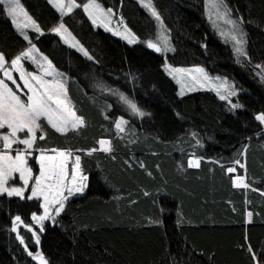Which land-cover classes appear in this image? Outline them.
Masks as SVG:
<instances>
[{"label": "trees", "instance_id": "1", "mask_svg": "<svg viewBox=\"0 0 264 264\" xmlns=\"http://www.w3.org/2000/svg\"><path fill=\"white\" fill-rule=\"evenodd\" d=\"M19 1L41 30L30 33L32 41L66 76L85 121L67 134L46 127L34 147L77 152L87 179L84 192L43 223L39 243L24 226V245L12 230L17 216L31 224L39 199L0 194V264H38L29 251L48 264H264V122L256 119L264 113V78L252 67L264 64V0H224L242 20L248 61L235 59L215 32L205 0H151L171 45L164 56L146 45L158 23L137 0H97L124 20L138 38L133 44L96 27L85 0L64 15L48 0ZM59 20L91 59L50 31ZM25 46L0 1V53L8 63ZM164 58L231 79L240 107L211 89L178 94ZM118 117L126 119L121 134ZM100 138L109 139L110 152L98 148ZM34 154L28 163L36 173ZM190 157L199 167H189ZM237 175L247 187L233 184Z\"/></svg>", "mask_w": 264, "mask_h": 264}, {"label": "snow or ice", "instance_id": "2", "mask_svg": "<svg viewBox=\"0 0 264 264\" xmlns=\"http://www.w3.org/2000/svg\"><path fill=\"white\" fill-rule=\"evenodd\" d=\"M7 2V15L11 17L13 25L24 35V39L28 40L29 37L24 34V30L28 28H34L36 32H40V27L33 20L28 13L23 9L19 0H6ZM52 2V0H50ZM55 6L61 13H64V4L62 0H56ZM73 2L67 5L68 11L70 12L73 7H78ZM151 7V5H147ZM215 7V3H213ZM84 11L87 12L92 18L93 24L96 23V15L108 16L113 15L112 10L108 9L107 12L101 8L99 4L95 3V0H89L88 4L84 5ZM152 15L156 17L157 20L160 19L158 13L153 8ZM24 17V23L20 22V17ZM229 23H234L233 21H228ZM61 30L66 31L65 26L61 23L57 28L52 29L57 33H61ZM120 35L119 32L116 33ZM125 38L128 43H135V38H130V34L126 35ZM238 45H242L243 41L237 39L235 36L232 37ZM67 43V40L65 41ZM76 47L75 44L72 45ZM148 47L154 48L157 52L161 51V48L151 41L148 42ZM84 51L83 48L80 49ZM35 51V47L29 48L26 52H22L15 59L11 61L13 68H16L21 73V79H24L25 73L22 66L20 65L21 58L33 59L32 53ZM236 51L238 53H243L242 47H237ZM84 55L88 56L87 51H84ZM92 57L89 56V59ZM47 60L46 57H44ZM5 57L0 53V69H5ZM48 67L51 69V62H48ZM180 71V70H178ZM197 72H203V69H196ZM46 75H53L51 71L45 70ZM5 75L8 80H13L12 75L5 69ZM56 75H59L58 73ZM30 80L34 83H30L28 79L24 80L25 86L31 92V95L27 97V102L20 99V97L12 91L11 88L4 82L0 80V130L7 129L6 134H0V194L6 193L8 196H18L24 198V192L29 184L30 180L34 179V183L31 185V195L27 199L31 200L33 198H43V204L41 207L44 210V214L37 216L35 213L32 215V219L40 224V231H43V221L48 220L51 217L50 209L52 206L56 214L58 215L64 208L65 202L69 197L77 193H82L85 188L83 183L87 177L81 174V159L80 156H76L71 173V180L68 179V173L66 170V162L69 156L72 155L71 151H57L56 149H41L40 155L37 157L39 163V175L33 177L32 169L28 166V157L32 155V149L36 144L37 139L44 140L46 133L44 129L50 126L56 133L67 134L70 131H78L81 126L84 125L85 121L82 117L78 116L68 99L67 90L61 81H48L42 76H33L29 74ZM195 79V78H194ZM180 82L179 80L177 81ZM19 87V86H18ZM183 84L181 85L180 95H183ZM192 90V89H189ZM235 95V92L229 91L228 96ZM121 100L128 104L129 108L134 114L144 115L137 105L132 101L128 100L123 94L120 95ZM225 95H221L220 99H227ZM234 108L240 107V105H233ZM257 120L264 122V113L256 117ZM46 121V124H42L41 121ZM126 121L120 120L116 122V128L119 131H123L122 125ZM41 135L37 137V132ZM18 133H24V138L21 139ZM99 143L104 151L110 152L111 146L110 141L101 140ZM13 145H16L14 148ZM20 145L24 147L21 148ZM15 151V155L12 152ZM51 151L55 155H47L46 152ZM95 151V149L91 150ZM91 151L88 153L91 155ZM236 164L244 167L240 164V161H235ZM189 167H199V160H189ZM228 172H234V168H228ZM18 173L19 178L23 181V187H12L8 188L6 185L13 178V174ZM243 185L247 187V184L243 183V178H238L237 186ZM251 216V213H249ZM23 224L21 217H15L13 221V231H17V225ZM28 231H31L35 237L36 243H39L40 237L33 230L31 225H23ZM21 244H24V238L17 235ZM251 251V249H249ZM29 256L33 259H38L40 264H48V261L43 257L41 253H36L33 255L32 252H28Z\"/></svg>", "mask_w": 264, "mask_h": 264}, {"label": "rangeland", "instance_id": "3", "mask_svg": "<svg viewBox=\"0 0 264 264\" xmlns=\"http://www.w3.org/2000/svg\"><path fill=\"white\" fill-rule=\"evenodd\" d=\"M0 1L3 4V7H4L5 12L7 14V11H6L7 2H6V0H0ZM48 1L50 2V0H48ZM137 1L139 3H141L142 5H144L152 13V9L154 7L152 5L151 0H137ZM70 2H73L75 5H78L75 0H62V3L65 6L63 14L55 6L56 0H52V2H50V4L59 12L60 15H64L65 13L69 12L68 8H67V5ZM88 3H89V0H85V1H83L80 4L81 7L83 8V10H84V5L88 4ZM95 3L99 4L101 6V8L105 11V13L107 12L108 9H111L109 7L103 6L97 0H95ZM204 3H205V7H204L205 15H206L208 21L210 22V24L213 27V29L215 30V32L221 38H223L224 40H226L229 43V45L231 46L234 58L237 59V60L248 61L247 54L245 52V33H244V27H243L241 18L237 17L236 15H234L232 13V10L228 7L227 3L224 0H205ZM213 3H215V5H216L215 7L213 6ZM149 4L151 5V7L147 6ZM21 6L23 7L22 4H21ZM73 8H75V7H73ZM23 9H24V7H23ZM85 13L90 18L89 14L87 12H85ZM112 13H113V15L111 17H108L106 15L101 17L98 14L94 13V15H96V23L94 25L96 27H100L103 30H105V31L113 34L114 36L122 39L127 44H130V43H128V40L125 38V36L129 35V34H130V38L134 37L135 41L137 42L138 41L137 36L127 27V25L125 24L124 20L120 16L115 15L113 10H112ZM9 19L11 20V23H12L11 17H9ZM90 20L92 21V18H90ZM228 21H233L234 23H229ZM20 22L24 23V17H22V16L20 17ZM61 23H63V22L61 20H59L51 28L50 31L55 33V34H57L64 44H66L70 48L74 49L78 53L84 55V51H86V50L83 48V46L79 43V41L74 37V35L69 31V29L65 25L64 26H65L66 31L61 30V33H57L55 31H52V29L57 28ZM157 23H158L157 36L153 40H147L146 41V45H148L149 41H151L153 44H156L158 47L161 48L160 53L164 56L165 55L164 53L168 49H170L171 45H170V42H169V38H168V34H167V31H166V28L164 27L161 19L157 20ZM12 25H13V23H12ZM13 27L20 34V36L24 39V35H22L21 32L14 25H13ZM31 32H36V31H35L34 28H28V29L24 30V34H26L29 37V39L28 40L24 39L26 41L25 48L21 52H19L16 56H14V58H13V59H15L22 52H26L29 48H31L33 46L35 47V51L32 53L33 59L24 58V57L21 58L20 65L22 66L23 71L25 73L24 79H21L20 71L17 70L16 68L12 67L11 61L13 59L10 62H8V63L6 62L5 63V69H7V71L12 75L13 80L15 81V83H13L12 80H8L7 79V76L5 75V69H0V80H4V82L8 85V87L11 88L12 91L15 92L20 97V99L25 101V102H27V97L29 95H31V92L25 86L24 80L28 79L30 83H34V81L30 80L29 74H31L33 76H42L45 80H48V81H53V80L61 81L64 84L65 89L67 90V87H66L67 78H66V76L62 72L58 71L52 65V63H51V69H49L48 62H50V60L48 59V57L45 54H43L37 48L36 44L32 41V38H31V35H30ZM117 32H119L120 35H117L116 34ZM233 36H235L237 39H241L242 38V41H243L242 45H238L236 43V41L232 38ZM66 40H67V43L65 42ZM73 44H75L76 47H73L72 46ZM237 47H242L243 48V53H238L236 51ZM81 48H83L84 51H81L80 50ZM151 49L155 50L154 48H151ZM84 56H86V55H84ZM44 57H46L47 60H45ZM86 57H89V56H86ZM252 67H253V70H254V72H255V74L257 76H259L260 78H264V64L255 63V64H252ZM162 69L174 81V83L176 84L177 93L178 94H180L181 85L183 84V86H184L183 87V92L184 93L190 92V91H194V90H197V89H211L219 97L221 95L227 96L228 98L227 99H223V100L226 101L232 108H234L233 105H236V104L240 105V103L238 101L234 100L235 97L237 96V93L239 92L237 87L234 85V82L231 79H229V78H227L225 76H222L220 74L209 73L202 65H188V66L172 65L164 58L163 63H162ZM196 69H203V72L202 73L201 72H197V71H195ZM45 70L51 71L53 73V75H46L45 74ZM178 70H180V71H178ZM57 73L59 75H56ZM178 80L180 81L179 83L177 82ZM189 89H192V90H189ZM229 91L235 92V95L228 96V92ZM67 95H68V93H67ZM68 99L70 100L71 105L73 106V102L69 98V96H68ZM73 109H74V106H73ZM74 111H75V109H74ZM121 119L126 121L125 118L118 117L116 119L114 125H116V122L120 121ZM125 124L122 125L123 129H125ZM115 128H116V126H115ZM7 131L8 130L6 128L3 129V130H0V134H6ZM116 131L119 134L124 132V130L123 131H119L117 128H116ZM40 135H41V133L38 131L37 132V136H40ZM18 136L21 139H23L24 138V133H18ZM101 140L109 141L108 138H100L99 141H101ZM99 141H98V148L103 150V148L106 147V146H102L99 143ZM0 147H2V145H0ZM13 147L15 148L16 145H13ZM20 147L23 148L24 146L20 145ZM39 150H41V149H35V147L31 150L32 152L33 151L35 152L34 161H35V164L37 165V172L36 173L32 172L33 177L39 175V163H38V160H37V157L40 155V151ZM56 150L57 151H71V150H60V149H56ZM71 152H72V155L68 157L67 162H66V170H67V173H68L69 181L71 180L72 166H73L75 157L79 156V154L77 152H74V151H71ZM46 154L47 155H55V153H53L51 151L46 152ZM12 155H15V151L12 152ZM28 166L31 168L29 163H28ZM81 174L83 176H85L82 172H81ZM33 183H34V179L29 181V184L26 187L25 192H24V197L25 196L28 197V196L31 195V185ZM83 183L86 185V180ZM23 186H24L23 185V181L19 178V174L18 173H14L13 174V178L6 185V187H8V188L23 187ZM84 190H85V188H84ZM26 192H28L27 195H26ZM82 193H77V194H75L73 196L80 195ZM69 198H71V197H69ZM39 201H40V205H42L43 202H44L43 198H39ZM55 207L56 206L54 205L50 209V215L53 218H50V219L45 220V221H49L51 223L54 221V217L57 215L55 210H54ZM43 214H44V210L41 207V212L39 214H36V215L37 216H41ZM32 215H31V224L30 225L32 226L33 230L37 233V235H39V233L41 232L40 231V224H38L36 221H34L32 219ZM14 219H15V217L12 220V229H13V221H14ZM45 221H43L42 223H44ZM19 226H23V224H18L17 225V231H14L16 233V236L19 234L18 233V227ZM38 252L39 251L32 252V253H33V255H35ZM39 253H41V252H39ZM34 260L38 264H40L38 259H34Z\"/></svg>", "mask_w": 264, "mask_h": 264}, {"label": "crops", "instance_id": "4", "mask_svg": "<svg viewBox=\"0 0 264 264\" xmlns=\"http://www.w3.org/2000/svg\"><path fill=\"white\" fill-rule=\"evenodd\" d=\"M189 160H199V158H198V157H190ZM189 160H188V161H189ZM231 168H233V167H231ZM238 178H243V183H244V184H247L246 181H245V177H244V176H242V175H237V176L233 177V179H232L233 184H234L235 186H237ZM241 186L244 187L243 185H241ZM255 190H256L257 192H260L259 189H255Z\"/></svg>", "mask_w": 264, "mask_h": 264}]
</instances>
